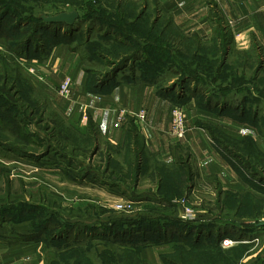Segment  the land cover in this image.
<instances>
[{
	"label": "rangeland",
	"instance_id": "rangeland-1",
	"mask_svg": "<svg viewBox=\"0 0 264 264\" xmlns=\"http://www.w3.org/2000/svg\"><path fill=\"white\" fill-rule=\"evenodd\" d=\"M70 1L75 5L58 0L53 3L64 11L78 9L82 18L86 11L84 4L88 1V6L105 8L103 14L98 11V14L104 18L100 21L121 23V27L117 26L113 29L109 27L110 41L100 37L101 28L94 33L91 28L87 34L86 23H82V27H77V31L76 29L75 32L71 31V33H77L73 36L75 39L78 37L73 45H81L85 37L86 40L90 38L91 41L88 44L85 41L82 45L86 44V46L81 49L87 45L96 44L97 47L102 46L99 53L104 52L105 54L104 59L95 56L89 59L90 47L84 49L85 55L81 56L79 52L83 62V71L89 82L88 86L93 85L98 77L102 78L120 64L123 61L124 52H138L142 55V58H139L141 64L138 65V69L144 75L148 74L156 79L157 89L176 87L179 82V76L176 73L178 71L189 72L192 75L189 80H195V85L197 84L203 93L208 91L212 97L214 95L223 97L227 103L229 102L228 104L235 101L236 106L233 107L232 112L238 115L242 112L243 117L241 118L249 123L252 117L255 118V132L264 133V69L260 73V79L253 83V78L251 79L249 73L242 79L236 77L234 70L237 68H231V65L226 64L223 73L216 78V66L206 67L203 64V62L206 63L207 58L214 61L213 59L221 58L222 55L224 57L228 42L223 28L217 27L214 32V37L218 36L221 39L220 45L211 44L208 47L199 42L198 46H202V51L197 53L199 54L197 59L191 60L192 53L190 49H187L190 39H185L180 29L173 24V21H181V15H176L172 10H163L158 0H119L121 1L119 6L116 5L117 0ZM3 2L12 12L15 6L18 8L22 6L21 14L26 13L25 7L32 8L35 14L52 13L41 12L44 8L46 11L50 10L49 1L0 0L1 5H4ZM209 2L213 4V0ZM2 11L0 10V14ZM108 12L109 15L106 14ZM14 19L11 15L5 16L3 30L8 34L10 25L15 22ZM215 20L219 21V18L216 16ZM127 21H135V23L128 25ZM150 26L152 29L149 34H146V28ZM20 27L17 32L11 33L13 41H17L18 34L31 25L23 24ZM62 29V32L67 30V28ZM25 32L21 35L23 39L31 35L30 30ZM41 36L38 35L35 40L44 41L45 44L49 36L43 38ZM113 38L115 40L119 38L120 41L129 44H120L117 42L118 39L113 42L111 40ZM0 41L3 45L1 51L3 55L9 61L17 62L21 68L18 87L22 98L29 102L34 98L33 101H38L37 105L41 106L40 109L45 110L41 117L38 112L25 126L20 125L23 131L28 133L26 135L28 141H25L23 145L16 142V147H24L26 151L39 157L38 161L34 160L36 156L35 158L22 157L15 152L0 148V216L5 214L7 219V221L0 220V226L9 224V226L4 225L0 233L13 232L12 227L14 228L15 224L28 227L31 233L21 240H26L24 244L26 247L33 246V249H30L35 250V254H40V249L43 248L42 264H93V260L94 264H102V261L106 264H133L134 261L127 259L129 257L127 253L136 254V250L140 251L142 248L157 253L155 264H264V229L254 225L264 220V143L261 139L255 140L253 144L252 137L238 139L235 135L239 134L234 135L230 133L231 131L228 133L224 128L216 126L209 128L212 135L218 137L222 144L230 150V155L226 152L225 154L229 157V162L233 167L242 175L248 176L261 185L257 189L249 188L245 193L220 189V201L216 203L213 196L204 189H200L203 187L199 186L196 188L197 192L190 198L188 197L191 185H194V179L191 182L181 179V187L177 190L172 186V190H168L170 192L166 194L156 195L143 185L137 191L132 192L129 188L133 186L132 179L129 175H125V169L128 168L126 167L127 148L124 145L113 148L110 161L105 159L103 149H99L96 156L93 153L90 154V142L83 137L85 132L80 129L78 123L71 121L66 116L68 114L58 107L61 105L62 99L60 98L67 97L59 93L58 86L56 92L59 98L47 95L44 78L41 75L34 77L32 73L35 68L24 64L26 60H16L17 57L4 46L2 38ZM258 47L253 46L252 48L259 51V54L256 51L254 58H251L253 52L247 53L248 55L244 53L242 56H231L232 59L234 58L230 60L231 63L239 68L242 67L241 64L244 66L247 64L249 65L247 71L251 68L252 72L253 68L250 65L257 64L258 66L261 60V51ZM31 49L32 56L37 57L38 54L34 55L35 51H33L35 48ZM12 55L14 57H11ZM145 57L148 58L147 61ZM135 62L133 61L132 64L134 65ZM243 82H246L245 85L253 84L252 91L243 89ZM238 85L241 90L237 92L235 88ZM213 86H217V89L211 90ZM175 106H182L187 116L186 107L179 103H174L169 113ZM141 111L144 115V110ZM121 113L123 117V110H119L118 119L122 118H120ZM241 129L243 128L239 131H243ZM185 158L187 155L182 157V159ZM106 164L107 168H105ZM86 169L99 173V176L111 182H121L125 179L129 186L125 188L131 191L130 196H121L119 192L105 194L98 188L92 189L76 181L73 182L71 178L79 177L81 172L85 173ZM84 183H89L87 178ZM140 197L144 198L140 199ZM34 205L36 207L32 208ZM200 208H205L208 213L199 212ZM186 209L191 211V217L184 220L181 217ZM177 220L194 223L193 226L202 224L199 227L201 232H199V240L196 244L210 247H201L202 249L191 252L188 243L170 238L163 239L162 232L169 230V225L174 230L183 229L182 224ZM34 227L41 229L42 235L33 237ZM97 227L107 229L109 238H102L101 232L95 229ZM91 228L94 231H89ZM196 228H188L186 235H193ZM119 230L129 232L130 238L123 242L112 239L110 233L113 232H117L120 237L124 236ZM152 230H158L155 232L156 237ZM218 238L216 245H212V240ZM82 248L89 250L87 256ZM67 249H75L73 255L60 253ZM189 249L190 254L185 255L183 251ZM103 252V256L96 255V253ZM202 253H204L203 257ZM80 255H84V258L79 257ZM129 259L130 262H128ZM36 260V256L31 255L9 264H36ZM144 261L154 264L147 260Z\"/></svg>",
	"mask_w": 264,
	"mask_h": 264
},
{
	"label": "crops",
	"instance_id": "crops-1",
	"mask_svg": "<svg viewBox=\"0 0 264 264\" xmlns=\"http://www.w3.org/2000/svg\"><path fill=\"white\" fill-rule=\"evenodd\" d=\"M158 1L163 10H172L176 15H181V21H173V24L187 40L195 36L208 47L211 44L219 46L221 39L218 36L215 38L214 32L217 27L223 28L228 42L223 57L225 66L227 64L231 65V68H237L234 71L238 75L251 74L253 83L260 79V73L264 69V0H213L212 5L209 4V0ZM120 4L121 1L117 0L116 5ZM216 16L219 21L215 20ZM100 28L101 33L105 32L104 25L102 27L94 25L92 32ZM253 46H259L261 60L258 66L250 65L253 68L252 72L251 68L247 71L249 66L247 64L245 66L241 64L242 67L239 68L231 63L230 60L234 59L231 56H242L244 53L253 52L251 58H254L259 51L252 49ZM0 50H3L1 41ZM25 63L28 67L35 68H32L34 77L41 75L44 78L45 93L51 97L59 98L56 92L58 84L64 77L71 78V93L67 98H60L61 105L58 107L68 114L66 116L71 121L78 123L82 131L86 128L87 117L93 120L99 129L100 150L103 149V152L109 150L112 154L113 148L124 145L127 148L126 167L130 166L132 156L136 152L139 154L138 159H134L140 170L132 192L137 191L141 185L148 187L156 195L170 192L168 190H172V186L178 190L181 187V179L185 178L179 167H188L187 160L182 159L185 155L194 171V185H191L189 198L197 192V186L203 187L200 189L213 196L215 203L220 201L221 190L245 193L249 188L257 189L261 186L233 167L229 157L221 149L218 138L209 130L213 126L221 127L226 132L239 134L235 135V138L252 137L254 141L261 139L264 143V133L255 132V118L252 117L249 123L241 118L242 112L240 115L232 112L236 106L235 101L228 104L223 97L215 95L212 97L208 91L203 93L201 88L195 85L194 80L178 84L173 91L165 90L164 87L157 89L156 79L141 74L138 69V65L141 64L139 60H136L134 65L129 62L121 68L115 76L104 83L101 91L90 92L86 88L87 76L83 71L80 53L72 51L65 42L55 44L45 58L26 60ZM244 88L252 91L253 84L243 85ZM235 89L238 92L241 87L238 85ZM174 103L183 104L187 109L188 129L185 138L181 140L175 139L169 133V110ZM119 110H123L122 119H118ZM141 110H144L142 117ZM233 124L243 128L241 129L243 131H239L240 128ZM129 126L137 130L139 145L129 135ZM86 178L89 183H84ZM71 179L89 188H98L105 194L119 192L121 196H130L131 191L125 188L128 187L126 180L111 182L103 179L99 173L87 169L84 174L81 173L79 177L74 176ZM205 208H200L199 212L208 213ZM7 224L1 225L0 230ZM13 226V232L0 233V264H9L31 255L36 256V264H42L43 248L40 249V254L36 251L37 255L35 250H32L33 246L26 247L24 245L26 240H21L29 236L30 229L21 224ZM156 254L147 248L139 251L140 258L154 264Z\"/></svg>",
	"mask_w": 264,
	"mask_h": 264
},
{
	"label": "trees",
	"instance_id": "trees-1",
	"mask_svg": "<svg viewBox=\"0 0 264 264\" xmlns=\"http://www.w3.org/2000/svg\"><path fill=\"white\" fill-rule=\"evenodd\" d=\"M44 1L50 2V6H49L50 10L46 11V10H44L45 9L44 8L41 10V12H52V13H50V14L43 13V14L52 15V14L64 11V10H61V8H58L57 4L54 5L55 0H44ZM58 1L59 2L65 1L67 3H71L73 6L75 5L70 0H58ZM3 3H4V5H1V3H0V7L2 8L0 10H3L0 14V38L3 39L4 46L7 49H9V51L17 57L16 60H18V61L19 60H29V59L35 60V59H40L42 57H45V56H47V54L51 50V48L59 42H65L72 51H79L81 53V56H82V54L85 55L84 49L87 47H90V49L88 48L89 49L88 54H90L89 59L92 56L98 57L100 59L101 58L104 59L105 58L104 52L99 53V49L102 46L97 47L96 44H92V45H87V47H85L84 49H81L82 47L86 46V44H88L91 41L90 38L88 40H86V37H85L84 41L82 42V44H83L86 41L85 45H82V44L81 45H77V44L73 45L74 41L78 37L75 39L73 36H76L74 34H77V33H71V31L75 32V29L77 31V27H82L81 24L86 23L87 34H88V31L91 30V28H93L94 25H98V26L101 25L102 26V23H104L105 32H102L100 34V37L102 39L104 38V40H106V41H110V37H109L110 31H108L110 29L109 27H112V29L117 27V26L121 27V25H120L121 23H118V22L114 23V21H105V22L100 21V20H103L104 18H102V15L98 14V11H100L99 13L103 14L105 11V8H100V7L97 8L94 5L88 6V4H87L88 1H86L87 5L84 4L85 5L84 10H86V11L83 14L82 18H81V15L79 14L80 12L78 11V9H75L78 13V19H77V21L73 27H70V26H62L61 27L58 24H46L40 19L41 13L35 14L33 12L32 8L25 7L24 9L27 10L26 13L21 14L22 11L20 8H22V6H19L20 8L15 6V8L13 9V12H12L7 7L6 3L5 2H3ZM81 5H83V3H81ZM41 8H43V7H41ZM106 14L109 15V12ZM7 15H11L13 18H15L14 19L15 22L12 23L9 27V31H10L9 34L3 30L4 25H5L4 24L5 16H7ZM127 23H128V25H132L135 23V21H127ZM23 24L26 26L31 25V27H28V29L21 31L20 34H18V36H17L18 40L16 39L17 41H15V40L13 41L12 40L13 35H11V33L17 32L21 28L20 26ZM62 28H67V30L62 32V30H61ZM151 29H152L151 26L149 28L147 27L146 28V34L147 33L149 34ZM27 30L31 31V35H29V37H26L25 39H23V37H21V35L26 33L25 31H27ZM38 35H42L41 36L42 38L45 36L46 37L49 36L48 39L45 41V44H44V41L38 42L35 40V38ZM117 39H116L117 42L120 44H122V43L129 44L127 42H123L122 40L120 41L119 38H117ZM111 40L113 42L116 41L114 38ZM170 41H171V39H170ZM175 41L177 42V40H175ZM179 41H181V40H179ZM168 42H169V40H168ZM33 43L35 45H33ZM189 43L191 46L187 45V49H190V53H192L191 60L197 59V57L199 55L197 53H199V51H202V46H198L199 40L194 36L189 40ZM146 46H148V45H146ZM198 47L200 48L199 50H198ZM31 48H35L33 51H35L34 55L38 54L37 57L32 56L31 53H33V52H32ZM38 48H39V50H38ZM177 49H178V47H177ZM1 51L2 50H0V148H2L4 150H9L13 153L15 152L16 154H19L22 157L28 156L29 158H35L34 156H36V155L32 154L30 151H29L30 153L28 151H26V149L24 147H22V148L16 147V142L18 144L23 145V143L25 141H28L27 136H26L28 133L24 132L23 128H21L20 125L25 126V124L27 122H29L30 118L33 117L34 114H37L38 112H39L38 113L39 116L41 117V115L45 112V110H44V108L40 109L41 106L37 105L38 101H33L34 98L30 102L26 101L22 98V95L20 94V89L18 87V81H20L19 79H20L21 68L17 62L15 63V62L9 61L5 57V55H3V52H1ZM139 58L141 59L142 55H140L138 52L137 53L133 52V51L124 52L123 58H122L123 61L120 62V64H118L115 68H112L102 78L100 77L101 79L98 77L96 79V81L93 83V85L88 86L89 82L87 79V84H86L87 90L90 92L101 91L102 87L104 86V83L108 82L113 76H115V74L121 68L125 67L129 62L131 63L133 61L139 60ZM145 58L147 61L148 58L147 57H145ZM206 60H208V61H206ZM206 60H205L206 63L203 62V64L206 67H210V66L215 67L216 66L215 67L216 68L215 75H216V78H219V76L223 73L222 71L225 68L223 55L221 56V58H218V59L216 58V60L213 59L214 61H212L208 58ZM215 61H217V62H215ZM210 63H213V64H210ZM87 72L90 73V71H87ZM234 73H236V72L234 71ZM141 74L144 75L142 72H141ZM176 74L179 76L178 84H184L186 81H188L192 77V75H190L189 72H185V71H178ZM144 76H146L147 78L153 77V76H149L148 74H145ZM235 76L238 78L240 77L241 79H242V77L243 78L245 77L243 74L238 75L237 73L235 74ZM90 78H89V80H90ZM245 83L246 82H243L242 85H245ZM216 87L217 86H213V88L211 90L217 89ZM225 88H227V87H225ZM164 89L173 91V89H175V87H173V88L164 87ZM219 89H221V87H219ZM223 90H229V89H223ZM128 131H129V135L132 138H134L135 143L136 144L138 143L137 145H139V143H140L139 135L137 133V130H135V127L129 126ZM84 132L85 133L83 134V137L90 142V146H91L89 153L90 154L93 153V155H96L99 152L98 151V149H99V146H98L99 129L90 117H87L86 128H85ZM218 141H219V145L221 146V149L223 150V152L224 153L226 152V154L230 155V150L227 149L222 144L221 140L218 139ZM252 143L255 144V141L253 140V138H252ZM104 154H105V159L110 161V158H111L110 151L106 150ZM138 156H139V154L136 152V154H134V156H133V160L134 159L137 160ZM78 157H76V158H78ZM37 158H39V157L36 156V158L34 160L38 161ZM185 159L188 162V167L186 168V166H183V167H179V169L181 171H183V175L185 177L184 180L191 182L194 179V171L192 170V166L190 164V161L187 158H185ZM133 160L129 164L130 166L127 168V170H125V175L130 176V178L132 179V184L134 185L136 182V179H137V174H138L140 169H139V166L136 164L137 161H135V160L133 161ZM105 168H107V164H106ZM81 173H83V172H81ZM260 179L263 180V178H260ZM123 180H125V179H123ZM123 180L121 182H123ZM6 181L8 182L7 179H6ZM129 188L133 189V186L129 187ZM34 207H36V205L32 206V208H34ZM0 220L7 221L6 215L5 214L1 215ZM177 221H178V223L182 224L183 229H178V230L175 229L174 230L173 228H171L172 226L169 225L168 227L170 229L169 230L167 229L165 231V233L162 232L164 235L163 239L166 240L167 238H170V239L179 240V241L186 243V244L188 243L190 246L189 248L191 249V252H194V250H196V249H202L201 247H203V248L210 247V246L204 247L203 245H197L196 244V243H198V240H199L198 239L199 232H201L199 227H201L202 224H200L198 226L197 225L193 226L194 223H185L182 220H181L182 222L179 220H177ZM46 225L48 226V222L46 223ZM188 225H190L191 227H189ZM47 226H46V228H47ZM196 227H198V228H196ZM151 228H153V227H151ZM188 228H196V229H194L193 235H191V236L188 235L189 237L185 233V232H188ZM95 229H97L101 232L102 238H104V239L109 238L108 237L109 234L107 233L108 230L105 229L104 227H97ZM89 231H94V229L91 228V229H89ZM157 231L158 230H152L154 235L155 234L157 235V233H155ZM119 232L124 236L120 237V236H118L119 234H117V232L116 233L113 232V233H110L111 234L110 236H112L111 238L114 240H118L120 242H123L124 240L130 238V235H128L129 232H127V231L124 232L122 230H119ZM162 233H160V235ZM32 234L34 235L33 237L38 236V235H42V230L37 228V227H34ZM156 235H155V237H156ZM172 237H176V238H172ZM218 240H219V238L212 240L211 244L216 245ZM75 249H67V250L62 251L60 253H63L65 255L66 254L73 255ZM190 249L188 251H183V250L182 251L185 255H189ZM83 251L85 252V254L87 256V252H89V250L83 249ZM127 254L129 255V257H127V259L130 258L132 261H134L133 264H148L146 261L139 258V255H138L139 250H136V254H134V253L133 254L127 253ZM96 255L97 256H103L104 252L100 253V254L96 253ZM201 255L203 257L204 253H202ZM74 256H77V255H74ZM83 256L80 255L79 257L84 258ZM130 259L128 262H130ZM94 262L95 261L93 260V264H94ZM102 264H106V263H104V261H102Z\"/></svg>",
	"mask_w": 264,
	"mask_h": 264
},
{
	"label": "built area",
	"instance_id": "built-area-1",
	"mask_svg": "<svg viewBox=\"0 0 264 264\" xmlns=\"http://www.w3.org/2000/svg\"><path fill=\"white\" fill-rule=\"evenodd\" d=\"M71 84L72 80L70 77H64L59 85V93L62 96L68 97L71 93ZM140 116H143V111H141ZM122 117V113L120 114V118ZM122 119V118H121ZM187 123L185 110L182 106H175L172 108L170 113V129L169 133L175 137L176 139H184L187 134ZM191 217V211L186 209V211L182 214L181 219H189ZM228 242L227 240H224Z\"/></svg>",
	"mask_w": 264,
	"mask_h": 264
},
{
	"label": "water",
	"instance_id": "water-1",
	"mask_svg": "<svg viewBox=\"0 0 264 264\" xmlns=\"http://www.w3.org/2000/svg\"><path fill=\"white\" fill-rule=\"evenodd\" d=\"M40 19L46 24H58L62 26L73 27L78 19V13L75 9L69 11H61L52 15H40ZM258 228H264V220L255 223Z\"/></svg>",
	"mask_w": 264,
	"mask_h": 264
}]
</instances>
